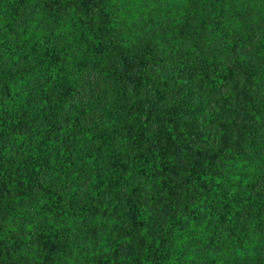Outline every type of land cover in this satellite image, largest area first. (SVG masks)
Here are the masks:
<instances>
[{
  "label": "trees",
  "instance_id": "obj_1",
  "mask_svg": "<svg viewBox=\"0 0 264 264\" xmlns=\"http://www.w3.org/2000/svg\"><path fill=\"white\" fill-rule=\"evenodd\" d=\"M0 264H264V0H0Z\"/></svg>",
  "mask_w": 264,
  "mask_h": 264
},
{
  "label": "rangeland",
  "instance_id": "obj_2",
  "mask_svg": "<svg viewBox=\"0 0 264 264\" xmlns=\"http://www.w3.org/2000/svg\"><path fill=\"white\" fill-rule=\"evenodd\" d=\"M92 82H93L92 77L91 76H87L85 84L86 85H88V84L90 85V83H91V85H92Z\"/></svg>",
  "mask_w": 264,
  "mask_h": 264
}]
</instances>
